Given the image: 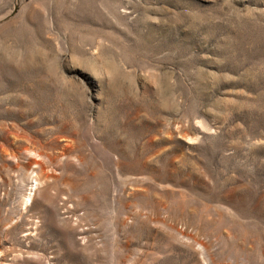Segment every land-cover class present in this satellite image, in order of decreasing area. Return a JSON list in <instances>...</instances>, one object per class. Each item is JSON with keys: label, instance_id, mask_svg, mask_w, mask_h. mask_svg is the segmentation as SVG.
I'll use <instances>...</instances> for the list:
<instances>
[{"label": "rangeland", "instance_id": "obj_1", "mask_svg": "<svg viewBox=\"0 0 264 264\" xmlns=\"http://www.w3.org/2000/svg\"><path fill=\"white\" fill-rule=\"evenodd\" d=\"M0 264H264V0H0Z\"/></svg>", "mask_w": 264, "mask_h": 264}, {"label": "bare ground", "instance_id": "obj_2", "mask_svg": "<svg viewBox=\"0 0 264 264\" xmlns=\"http://www.w3.org/2000/svg\"><path fill=\"white\" fill-rule=\"evenodd\" d=\"M37 186H38V182L36 180H32V182H31V188H30V193L25 198L26 199L25 200L26 203H28L31 200V198L33 197L32 195L34 194V191L37 189Z\"/></svg>", "mask_w": 264, "mask_h": 264}]
</instances>
